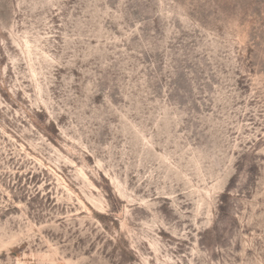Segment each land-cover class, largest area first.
I'll return each mask as SVG.
<instances>
[{
    "label": "rangeland",
    "instance_id": "1",
    "mask_svg": "<svg viewBox=\"0 0 264 264\" xmlns=\"http://www.w3.org/2000/svg\"><path fill=\"white\" fill-rule=\"evenodd\" d=\"M0 264H264V0H0Z\"/></svg>",
    "mask_w": 264,
    "mask_h": 264
}]
</instances>
